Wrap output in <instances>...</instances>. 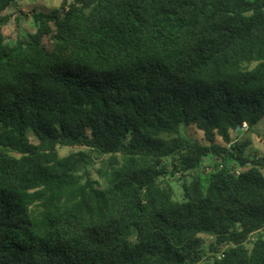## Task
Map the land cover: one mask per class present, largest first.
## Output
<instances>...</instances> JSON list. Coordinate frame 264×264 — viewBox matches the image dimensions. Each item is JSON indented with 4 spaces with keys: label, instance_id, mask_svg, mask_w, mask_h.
Returning a JSON list of instances; mask_svg holds the SVG:
<instances>
[{
    "label": "trees",
    "instance_id": "1",
    "mask_svg": "<svg viewBox=\"0 0 264 264\" xmlns=\"http://www.w3.org/2000/svg\"><path fill=\"white\" fill-rule=\"evenodd\" d=\"M21 2L0 0V264H264L240 135L264 119V0H64L11 44Z\"/></svg>",
    "mask_w": 264,
    "mask_h": 264
},
{
    "label": "rangeland",
    "instance_id": "2",
    "mask_svg": "<svg viewBox=\"0 0 264 264\" xmlns=\"http://www.w3.org/2000/svg\"><path fill=\"white\" fill-rule=\"evenodd\" d=\"M63 1L64 0H22L18 8L6 12L7 15L12 16V20L9 22L7 27L4 28V34L7 37V41L11 44H14L18 39L26 38L29 34H32L36 31V27L33 24V20L31 18V13L34 10L50 12L53 9L59 8L62 5ZM68 1L72 2L73 0H68ZM17 16L21 20H17L16 19ZM246 132L247 130L241 131L240 135L244 138H248L252 142V146L249 149V154L251 156L263 157L264 156V119L256 125L253 134H248ZM191 133L198 138L201 137V135L199 134L200 132H197L196 130H192ZM81 151H86V149L62 148L59 150L60 155L62 157H66L72 153H78ZM208 164L209 161L207 160L205 162V165L207 166ZM100 167L101 164L100 162L97 161L92 174H93V178L95 180H99L101 182V185L103 186L102 181L99 179V177L96 174V170L99 169ZM248 168L249 167H247L246 169ZM171 184L175 188V191L180 198L181 196L180 184L175 179H172ZM262 234H264V232ZM203 237L209 240L206 236Z\"/></svg>",
    "mask_w": 264,
    "mask_h": 264
},
{
    "label": "built area",
    "instance_id": "3",
    "mask_svg": "<svg viewBox=\"0 0 264 264\" xmlns=\"http://www.w3.org/2000/svg\"><path fill=\"white\" fill-rule=\"evenodd\" d=\"M248 129V125L247 124H244L243 125V127L240 129V131H245V130H247ZM238 141V138L235 140V142L234 143H236ZM233 143V144H234Z\"/></svg>",
    "mask_w": 264,
    "mask_h": 264
}]
</instances>
